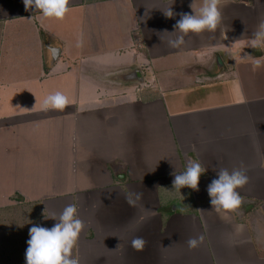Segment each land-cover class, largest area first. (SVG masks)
Returning <instances> with one entry per match:
<instances>
[{"label":"crops","instance_id":"obj_1","mask_svg":"<svg viewBox=\"0 0 264 264\" xmlns=\"http://www.w3.org/2000/svg\"><path fill=\"white\" fill-rule=\"evenodd\" d=\"M221 2L215 32L172 48L203 0H70L63 20L0 0V212L51 228L75 204L79 264H264V47H249L264 0ZM57 91L70 106L43 110ZM190 160L206 169L193 207L162 211ZM220 169L247 175L255 211L212 209Z\"/></svg>","mask_w":264,"mask_h":264},{"label":"clouds","instance_id":"obj_2","mask_svg":"<svg viewBox=\"0 0 264 264\" xmlns=\"http://www.w3.org/2000/svg\"><path fill=\"white\" fill-rule=\"evenodd\" d=\"M23 4L26 11L35 8L42 13L44 18L58 20H63L70 10V0H23ZM221 6V0H203L198 11L193 4L190 5L194 14L179 13L180 19L176 21L174 28L182 35L170 40L169 46L179 48L185 44V36L189 33L215 32L222 21ZM164 13L168 18L177 15L170 7ZM77 46H82V41H78ZM249 47H264V21L258 25L257 31L249 42ZM262 63L264 62L259 59L255 60L254 69L261 67ZM69 106L68 97L57 91L46 97L42 108L43 110L63 111ZM205 171L201 163L190 160L184 172L174 174L173 188L179 192L183 187L199 191L200 176ZM247 182L248 177L242 170L234 169L229 172L227 169H220L218 178L213 179L207 187L212 209L233 212L238 210L243 203V198L236 189L242 188ZM47 218H53L57 220V223L51 228L34 224L29 229L30 238L27 240L28 247L25 252L26 264H79L78 257L73 256V249L77 245L80 233L85 228V223L78 217L77 206L70 204L58 217L45 215V219ZM203 242L204 236L199 235L189 238L187 244L190 249H195ZM145 243L142 237H134L131 240V246L137 251L142 250Z\"/></svg>","mask_w":264,"mask_h":264},{"label":"rangeland","instance_id":"obj_3","mask_svg":"<svg viewBox=\"0 0 264 264\" xmlns=\"http://www.w3.org/2000/svg\"><path fill=\"white\" fill-rule=\"evenodd\" d=\"M164 186L160 187V192ZM173 195L171 193V199L169 200L167 195H161V205L163 206L162 211L170 212L174 210H187L193 207V202L190 199V189L189 187H183L180 189V192L173 188ZM163 196V197H162ZM184 198H183V197ZM248 201H243V204H246ZM252 203L254 206L257 202H248ZM257 206L253 207L254 211L256 210ZM252 209V208H251ZM22 213L19 210L16 211H9L6 213L0 212V259L4 264H26L25 260V252L20 249L19 245H23L20 237L23 238L24 242L26 243L28 237V231L30 226H32L33 222L29 217L27 219H21ZM37 217V216H36ZM26 218V217H25ZM37 219V218H35ZM34 219V220H35ZM36 222V220H35ZM27 227L28 229L24 231L23 228L16 231L17 234L12 233L17 227ZM195 230L189 225L187 227V238L197 237V234L194 232ZM17 236V237H16ZM172 242L175 240L172 238ZM24 246V245H23ZM19 248V249H18ZM189 251L190 249L188 247Z\"/></svg>","mask_w":264,"mask_h":264},{"label":"trees","instance_id":"obj_4","mask_svg":"<svg viewBox=\"0 0 264 264\" xmlns=\"http://www.w3.org/2000/svg\"><path fill=\"white\" fill-rule=\"evenodd\" d=\"M0 264H4V263L1 261V259H0Z\"/></svg>","mask_w":264,"mask_h":264}]
</instances>
